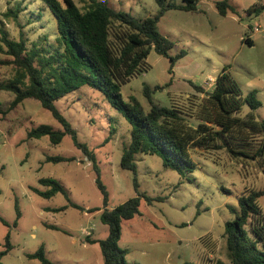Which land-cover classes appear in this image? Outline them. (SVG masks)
Listing matches in <instances>:
<instances>
[{
  "label": "rangeland",
  "instance_id": "obj_1",
  "mask_svg": "<svg viewBox=\"0 0 264 264\" xmlns=\"http://www.w3.org/2000/svg\"><path fill=\"white\" fill-rule=\"evenodd\" d=\"M75 1L83 9L82 0ZM103 1L137 19L160 12L156 0ZM169 1L183 5V0ZM222 1L229 4L225 15L217 7ZM40 6L39 0H0V43L5 35L13 40L24 35L30 41L47 35L53 42L56 20L51 12L31 15ZM9 11L18 13V19L6 16ZM159 30L173 44L170 56L181 51L186 56L170 73V60L152 50L149 70L122 87L124 100L134 96L149 110L144 87H161L152 94L156 104L188 108L202 99L189 96L192 88L213 91L211 79L226 68L243 97L254 93L261 104L252 109L244 103L237 116L252 117L254 125L264 123V0H200L195 11H166ZM0 60L8 57L0 54ZM0 73V78L13 80L16 71L1 67ZM13 99L12 93L0 90V253L6 250L7 235L13 246L2 264H42L28 257L40 249L55 264H104L100 244L92 243L109 234L101 212L135 197V178L139 192L155 200L150 204L142 198L140 215L122 222L119 246L128 250L127 264H204L211 247L214 259L229 264L225 223L240 211L241 196L264 188V171L257 161H236L225 148H197L191 153L197 167L183 177L166 168L161 157L138 154L134 174L121 167L123 149L130 143V124L100 90L85 86L60 99L56 107L77 131L79 141L94 153L109 193L105 204L92 163L69 136L58 146H52L48 137L27 138L39 125L58 130L61 124L36 101L9 110ZM247 137L252 146L264 141L262 133ZM58 157L72 160L48 161ZM44 178L59 182L67 194L40 196L35 189H49L40 183ZM259 206L264 211V196Z\"/></svg>",
  "mask_w": 264,
  "mask_h": 264
},
{
  "label": "trees",
  "instance_id": "obj_2",
  "mask_svg": "<svg viewBox=\"0 0 264 264\" xmlns=\"http://www.w3.org/2000/svg\"><path fill=\"white\" fill-rule=\"evenodd\" d=\"M39 1L41 9L31 15H37L40 11L51 12L56 20L54 41H49L47 35H39L32 41L24 35L19 40L3 36L0 54L6 55L8 60H0V68L14 67L16 73L13 80L0 78V90L14 95L9 110L32 100L53 115L62 129L55 130L42 124L29 131L27 138L48 137L52 146H58L69 136L74 146L92 163L105 204L109 200V193L101 180L94 153L79 141L77 131L56 107L60 99L85 86L100 90L131 126L130 143L123 149L121 158L123 169L137 174L136 155H157L162 158L166 168L185 177L197 167L192 159V150L225 148L234 160L246 163L247 160L257 161L264 171V141L256 146L247 142L249 134H264V123L254 125L252 117L243 120L237 116L244 103H248L252 109L259 108L261 104L254 93L243 97L238 83L226 68L215 80L213 91L196 88L204 96L188 108L178 104L171 107L156 104L152 94L163 89L161 87L155 90L144 87L149 110L134 96L129 97L128 101L123 98L122 87L149 70L148 57L152 50L170 60V73L176 62L186 56L185 51L176 57L170 56L173 44L160 33L159 22L170 9L197 10L200 0H183L180 6L169 0H156L160 12L146 19H137L125 11H117L103 0H82L83 9L75 0ZM217 7L225 15L229 4L222 1L217 3ZM5 15L18 19V13L12 11ZM51 160L62 162L72 159H48ZM40 183L49 187L46 191L35 189L44 198L50 199L58 193L67 194L65 188L52 178L41 179ZM135 187V197L112 210L101 212V221L109 227V234L106 239L92 243L100 244L104 264H127L128 250L119 246L122 222L140 215L142 198L150 204L155 200L139 192L137 178ZM263 196L264 188L241 196L240 211L236 213L232 210L236 213L235 219L225 223L229 264H264V211L259 206V199ZM12 248L10 235H7L6 250L0 253V264ZM210 249L212 254L215 250L213 247ZM211 254L205 258L204 264H227L210 257ZM28 257L38 259L42 264H55L46 258L43 249Z\"/></svg>",
  "mask_w": 264,
  "mask_h": 264
},
{
  "label": "crops",
  "instance_id": "obj_3",
  "mask_svg": "<svg viewBox=\"0 0 264 264\" xmlns=\"http://www.w3.org/2000/svg\"><path fill=\"white\" fill-rule=\"evenodd\" d=\"M212 80L215 81L216 79H215V78H212ZM196 88H197V87H195V86L192 88V90H191L192 93H191V95H189V96L198 95V96H201V97H202L203 94L197 92V89H196ZM200 88H202V87H200ZM213 89H214V88H213ZM206 91H207V90H206ZM84 235H85L87 238H90V237H91V236H87L86 233H84ZM33 236L36 237L35 234H33ZM92 241H94V240H92ZM210 257H212V256H210Z\"/></svg>",
  "mask_w": 264,
  "mask_h": 264
},
{
  "label": "built area",
  "instance_id": "obj_4",
  "mask_svg": "<svg viewBox=\"0 0 264 264\" xmlns=\"http://www.w3.org/2000/svg\"><path fill=\"white\" fill-rule=\"evenodd\" d=\"M255 31H259V29H255ZM211 83H214L215 84V81L211 79ZM87 234L89 235L90 233L87 232Z\"/></svg>",
  "mask_w": 264,
  "mask_h": 264
}]
</instances>
